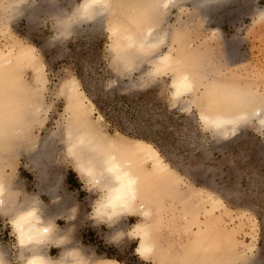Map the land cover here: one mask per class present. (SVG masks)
<instances>
[{
    "label": "rangeland",
    "instance_id": "obj_1",
    "mask_svg": "<svg viewBox=\"0 0 264 264\" xmlns=\"http://www.w3.org/2000/svg\"><path fill=\"white\" fill-rule=\"evenodd\" d=\"M11 1L0 0V59L15 67L29 101H40L43 110L27 128L26 141L9 164L4 165L0 153V171L17 187L18 200L36 196L54 208L46 182L40 181V173L27 160L29 146L47 141L44 148L51 159L46 178L60 180L58 202L68 201L66 211L73 215L71 220L66 215L55 219L57 229L67 230V245L82 248L89 257L123 264H172L165 255L142 258L134 254L137 239L129 230L140 221L136 215L122 219L123 235L107 221L92 217L100 192L90 190L75 171L62 137L63 85L71 82L93 104L92 121L105 135L143 140L169 165V170L152 175L151 181L157 189L150 207L151 223L159 245L165 247L169 242L178 248V244L181 252L193 251L191 255L201 258L202 264H264V129L255 119L241 123L227 136L205 127L198 119L200 99L196 101L199 107L189 104L193 95L175 100L172 72L158 73L153 66L181 29L186 50L200 53L201 70L208 71L199 77L196 97L219 81L264 98V0L213 4L208 15L202 8L195 9L192 0H179L181 8L173 5L162 15V26L154 28L164 29L165 41L147 53L136 52L132 67L113 46L108 29L112 16L103 15L98 27L91 21L60 32L59 12L71 14L81 0H54L36 10L32 6L38 0H31L28 8L29 2L22 0L17 11L8 8ZM171 212L179 213L176 224H187L188 231L178 233L181 227L172 230L168 226L166 218ZM9 219V213L0 211V246H4L8 264H22ZM188 239L193 245L190 249ZM49 252L58 257L61 248L51 246Z\"/></svg>",
    "mask_w": 264,
    "mask_h": 264
},
{
    "label": "bare ground",
    "instance_id": "obj_2",
    "mask_svg": "<svg viewBox=\"0 0 264 264\" xmlns=\"http://www.w3.org/2000/svg\"><path fill=\"white\" fill-rule=\"evenodd\" d=\"M21 1H11L8 8L18 9L17 6ZM178 1L81 0L71 14H65L64 10L59 12L57 9L61 14L58 26H60V32L73 25L80 26L82 23L91 21L95 27H98L99 19L103 15L112 16L108 29L114 38L113 46L116 47L121 60L128 63V67H132L138 57L136 52L147 53L165 41L164 29L155 30L154 28L162 26L164 21L162 15L173 5L177 3L176 6L181 8V3L178 4ZM228 1L192 0V3L195 9L202 8L208 15L211 5H221ZM53 2L54 0H38L32 9L36 10L43 4ZM26 3H28L26 6L28 8L33 2L26 0ZM56 6L53 5V7ZM49 8H52V4H49ZM62 9L64 8L60 10ZM6 12L7 10L4 11L5 15ZM114 12L119 13V16L112 15ZM113 17L115 19H112ZM179 30L172 36L167 51L153 62L156 72L166 70L172 72L170 82L172 97L179 100L184 96L193 95L189 104L196 106H198L196 101L200 99L198 119L205 127L213 129L222 136H227L241 123L250 119L257 120L264 129V98L253 97L252 94H247L238 86L234 88L235 86L232 87L228 83L225 86L219 81L206 86L203 96L194 95L199 77L208 71L201 70L203 65L200 53L186 50V44L181 39L182 32ZM15 72L17 71L12 64H9L6 59H0V153L4 154V165L9 164L14 158L17 149L21 148L26 141L27 128L32 126L43 112L40 108V101H29V94L23 91V86L17 81L19 75L16 77ZM193 76L196 77L195 80ZM63 90L66 93L64 107L66 116L61 130L67 157L72 159L75 171L84 179L89 189L100 192L99 198L93 205L92 217L96 220L107 221L121 235L124 233L121 231L122 219L127 215H136L140 221L134 223L129 230L130 234L137 239L135 255L142 258H155L158 254L159 256L165 255L164 258L169 259L172 264H202L201 258L191 255L193 251L189 250V254H186V251L183 253L178 244L176 248L169 242L167 244L165 242V248L159 245L156 239L151 223L150 207L156 198L157 189L154 190L151 181L158 172L170 169L159 152L143 140L129 139L121 135L119 137L105 135L92 121L93 104L85 99V95L83 96L77 85L71 82L64 83ZM223 99L224 102H221ZM254 100H257V103ZM98 118L101 117L98 116ZM46 142L40 145L37 142L36 145L33 144L26 150H31V154L27 155V160L29 159V163L40 173V178L42 177L40 181L47 184V193L51 202L54 203L52 210L36 196L20 202L17 198V187L8 177L2 176L0 171V211L10 214L9 225L22 264H123L111 259L89 257L82 248L66 244L67 230L57 229L55 219L66 215L67 219L71 220L73 215L69 213V210L66 211L68 201L58 202L61 200L57 192L60 180L49 182L46 178L50 158V153H47L44 148ZM147 160H150L151 164ZM174 185L176 186V183ZM173 189L176 191L175 188ZM175 215H178V218ZM179 217V213L171 212L166 218L168 226L171 225L172 230L173 227H181L179 231H176L178 233L188 231L187 224H176ZM193 240L194 237L192 242ZM187 244L190 249L192 244L189 245V239ZM51 246L61 248L58 257L50 255ZM3 248L0 246V264H8V257Z\"/></svg>",
    "mask_w": 264,
    "mask_h": 264
},
{
    "label": "crops",
    "instance_id": "obj_3",
    "mask_svg": "<svg viewBox=\"0 0 264 264\" xmlns=\"http://www.w3.org/2000/svg\"><path fill=\"white\" fill-rule=\"evenodd\" d=\"M49 250H50V248H49ZM50 253V252H49Z\"/></svg>",
    "mask_w": 264,
    "mask_h": 264
}]
</instances>
